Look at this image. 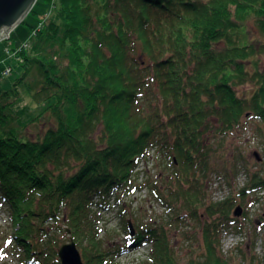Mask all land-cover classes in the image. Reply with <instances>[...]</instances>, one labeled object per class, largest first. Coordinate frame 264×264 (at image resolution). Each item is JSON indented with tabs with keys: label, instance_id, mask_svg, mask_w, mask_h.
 I'll return each mask as SVG.
<instances>
[{
	"label": "trees",
	"instance_id": "16d2710c",
	"mask_svg": "<svg viewBox=\"0 0 264 264\" xmlns=\"http://www.w3.org/2000/svg\"><path fill=\"white\" fill-rule=\"evenodd\" d=\"M59 7L23 54L22 77L0 89V205L12 214L17 263L60 264L54 253L66 223L86 264H116L125 248L102 246L94 197L105 207L102 197L125 188L139 158L158 145L172 158V178L151 194L170 220L135 225L130 246L154 244L144 264H180L167 229L193 219L204 222V240L189 264H227L222 236L239 221V203L233 195L208 200V180L216 160L230 163L219 142L250 122L264 128V0H60ZM20 87L37 103L52 101L26 126L13 110ZM43 120L54 123L29 135ZM249 177L243 201L264 191V175Z\"/></svg>",
	"mask_w": 264,
	"mask_h": 264
},
{
	"label": "rangeland",
	"instance_id": "374dc122",
	"mask_svg": "<svg viewBox=\"0 0 264 264\" xmlns=\"http://www.w3.org/2000/svg\"><path fill=\"white\" fill-rule=\"evenodd\" d=\"M59 5L60 0H38L24 22L10 33L9 38L0 41L1 90L12 89L17 80L22 77L24 73L22 65L25 60L23 54L31 53L32 48L37 44L40 32L45 30L52 20L56 19ZM260 70L264 71V55L260 60ZM246 89L250 91L249 87ZM20 93L22 96L18 102L14 103L13 110L19 116V124L26 126L34 118L40 116L52 101L35 102L33 94L25 87H20ZM43 122L48 121L43 120ZM48 127L46 126V128ZM41 128L31 127L29 135L37 136L40 134ZM259 129L261 128L258 127V123L250 122L246 125V129L239 130L235 137L219 139H225V143H219L220 146L224 145V152L230 163L224 164L223 160H216L214 167L217 170L210 177V181L208 180V200L219 202L233 195L236 197V202L239 203L236 209L241 207L243 214L246 212L245 205H249L247 217L236 218L233 215L239 221L232 222L228 231L223 233L221 247L227 258V264H264V191H258L254 193V196L248 195L245 201H243V197L239 196L241 190L250 182L249 176L255 172L264 175V128ZM43 130L45 131V128ZM216 146L219 145L216 144ZM165 151H161L158 145H154L149 152L139 158L138 172L133 175L130 187L131 190L134 186L135 189L141 187L140 192H137L139 193L138 197L137 194L131 196L129 191L125 192L126 188L121 189V187H114L108 195L102 197L105 207L110 203L113 208L110 211L101 208L102 213L98 215L97 223L98 239L101 240L104 249L125 248L120 257L115 259L116 264H144L156 251L154 244L150 241H145L135 248L130 246V242L137 238V236L135 238L130 236V222L136 226L141 223L159 225L170 220V211L161 202L156 201V198L151 194L152 185L162 186V183L167 182L170 177L172 178L170 168L172 158ZM99 195L94 197L96 207L101 200ZM254 198L258 199V204H254ZM57 216L58 219L49 224L52 226L51 228H56L54 227L56 222H61L64 219V207ZM11 220L12 214L7 205L5 207L3 204L0 205V264H18L17 259L19 258L16 253H13L14 249L12 250V246L15 245L13 238L15 227ZM203 223L189 219L188 222L185 220L180 224L176 223L168 227L170 245L173 246L172 251L180 264H189L200 253L198 238L201 241L204 240ZM60 226L68 235L60 243H65L62 245L63 247L74 238L66 223H60ZM187 238L189 239L187 240ZM77 248L83 263L86 264L81 248L79 246ZM56 252L57 250L54 253L55 260L60 261L59 253L56 255Z\"/></svg>",
	"mask_w": 264,
	"mask_h": 264
},
{
	"label": "water",
	"instance_id": "95a60500",
	"mask_svg": "<svg viewBox=\"0 0 264 264\" xmlns=\"http://www.w3.org/2000/svg\"><path fill=\"white\" fill-rule=\"evenodd\" d=\"M38 0H0V41L9 38L10 33L22 24L28 14L33 10ZM258 156V155H257ZM234 216H243V209L238 207ZM130 236L135 238L138 230L135 225L129 223ZM61 264H84L82 256L74 240L64 245L59 251Z\"/></svg>",
	"mask_w": 264,
	"mask_h": 264
},
{
	"label": "bare ground",
	"instance_id": "6f19581e",
	"mask_svg": "<svg viewBox=\"0 0 264 264\" xmlns=\"http://www.w3.org/2000/svg\"><path fill=\"white\" fill-rule=\"evenodd\" d=\"M38 124H39V126H42V128H41V130H43V128H45L46 126L48 127V125H50V123L49 122H43V121H39V122H37ZM47 129H49V127L47 128ZM152 148V147H151ZM150 148V149H151ZM149 149V150H150ZM149 150L147 151V152H149ZM138 167H139V162H137V164H136V167H135V169L133 170V172L131 173V175H130V177H129V180H128V183H126L125 184V188H127V190H129L130 189V187L132 186V177H133V175H135L137 172H138ZM129 184V185H128ZM128 185V186H127ZM121 189H124V188H121ZM139 191V189L138 188H136L135 189V186L132 188V190H130L129 191V194L131 195V196H135L136 194H137V197H138V194L139 193H137ZM140 192V191H139ZM110 200H112V197H110ZM101 208L103 209V210H105V211H110V209L111 208H113V205L111 206L110 205V203H109V206L107 205V207H104V206H101V205H99V206H95V204H93V206H92V211L93 212H97L98 214H100L101 215ZM118 257H120V255L119 256H117L116 257V259L118 258Z\"/></svg>",
	"mask_w": 264,
	"mask_h": 264
}]
</instances>
